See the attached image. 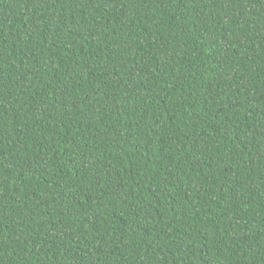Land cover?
Wrapping results in <instances>:
<instances>
[{
	"label": "trees",
	"instance_id": "trees-1",
	"mask_svg": "<svg viewBox=\"0 0 264 264\" xmlns=\"http://www.w3.org/2000/svg\"><path fill=\"white\" fill-rule=\"evenodd\" d=\"M0 264H264V0H0Z\"/></svg>",
	"mask_w": 264,
	"mask_h": 264
}]
</instances>
